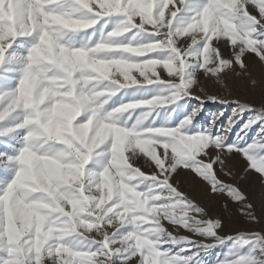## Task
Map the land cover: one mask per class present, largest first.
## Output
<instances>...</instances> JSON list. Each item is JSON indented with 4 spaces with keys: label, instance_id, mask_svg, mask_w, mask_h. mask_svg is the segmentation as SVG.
Masks as SVG:
<instances>
[{
    "label": "snow or ice",
    "instance_id": "6c2138e0",
    "mask_svg": "<svg viewBox=\"0 0 264 264\" xmlns=\"http://www.w3.org/2000/svg\"><path fill=\"white\" fill-rule=\"evenodd\" d=\"M249 56L264 0H0V264H264V232L221 235L202 202L257 222L221 175L264 179V103L205 87ZM209 101L231 115L198 126Z\"/></svg>",
    "mask_w": 264,
    "mask_h": 264
},
{
    "label": "rangeland",
    "instance_id": "374dc122",
    "mask_svg": "<svg viewBox=\"0 0 264 264\" xmlns=\"http://www.w3.org/2000/svg\"><path fill=\"white\" fill-rule=\"evenodd\" d=\"M225 55H228L227 51H225ZM246 62L249 65V75L241 74L236 76L233 73H229L227 88L214 86L210 81L205 82L207 93L217 94L228 99L237 97L242 100L246 99L256 106L264 103V65L252 56L247 57ZM252 80L256 81L255 85L251 83ZM198 94L204 95V93L199 91ZM192 103L196 104L198 101H192ZM221 110L225 111L226 116L222 119L226 120V117L231 115V108L224 109L222 105L213 104L210 101L207 102L204 105L202 114L198 117L200 122L198 126H207V122ZM249 135L251 137L252 134L250 133ZM0 150H3L2 145H0ZM227 164L235 179H230L224 175H221V179L227 183L239 185L241 190L247 195L248 202L253 205L257 222H252L243 215L238 205L230 202L226 195H214L210 200L202 202L208 207L211 216L224 220L225 228L221 235H231L237 232H264V179L254 171L249 170L246 172L247 162L239 156H233L227 161ZM178 181L181 183L182 190H192L191 185L186 182L184 176L178 177ZM193 194L196 195L197 199H200L198 193L194 192ZM183 234L188 235L187 233ZM224 251H226L225 246L213 249L206 257L208 264H216L217 258H222Z\"/></svg>",
    "mask_w": 264,
    "mask_h": 264
}]
</instances>
